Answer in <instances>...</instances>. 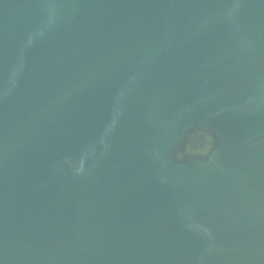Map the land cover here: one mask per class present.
<instances>
[{
	"label": "water",
	"instance_id": "95a60500",
	"mask_svg": "<svg viewBox=\"0 0 264 264\" xmlns=\"http://www.w3.org/2000/svg\"><path fill=\"white\" fill-rule=\"evenodd\" d=\"M0 264H264V0H0Z\"/></svg>",
	"mask_w": 264,
	"mask_h": 264
}]
</instances>
